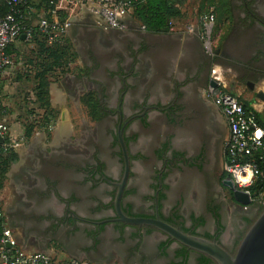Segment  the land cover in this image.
Returning a JSON list of instances; mask_svg holds the SVG:
<instances>
[{"label": "trees", "instance_id": "obj_1", "mask_svg": "<svg viewBox=\"0 0 264 264\" xmlns=\"http://www.w3.org/2000/svg\"><path fill=\"white\" fill-rule=\"evenodd\" d=\"M56 1L58 0H23L22 3L17 4V8L27 16L23 19V25L29 26L40 10L48 11L46 16L51 20L52 11L54 9L53 3ZM177 1L178 0H134L131 15L136 23H134L135 25L129 26V29L125 32L118 29H109L111 38L117 43L116 46L112 47L100 45L99 37L103 33L102 29L95 26L88 18L79 21L77 24H71V29H69V31L76 41V46L71 41H68L65 36L49 44L46 38L39 32L38 27L33 26L34 35L31 42L35 45L34 50L36 52V61L34 62L33 71L37 82L35 88L36 101L38 102V108L44 111L38 120H36L37 113L31 116V118L33 117L35 119L34 122L43 126L50 120V114H52L53 110L49 105V79L52 73H56V70L62 72L72 58H80L84 66L83 73L75 76L74 82L80 81L84 75L92 80L93 77L97 76L95 71L96 68L102 70V76L105 77L103 83H106V88H101L102 81L99 82L94 80L98 85L99 91L91 90L87 93L88 99L92 102L90 106L94 107V109L96 108L98 112L96 118H98L99 114H103V107L100 102L107 98L108 93H105V91L111 84L113 76L115 74L123 76L129 92L134 93L137 90V82L146 73L144 67V61L146 60L151 64L152 74L145 83V92L149 93L153 86L162 83L163 91L166 94L173 93L175 100L172 104L173 106L171 105L167 111H163L153 120H147L145 115L140 117L138 119V132L131 133L130 137L123 136L126 143H128L129 140H135L140 133L151 134L154 137V141H157L160 138V128L165 122H168V119L173 121L170 122L172 125L178 124L174 116L180 117L179 119L182 120H179L180 124L189 128L191 126L200 125L207 109L198 95V88L206 86L209 83L213 64L230 67L237 73V80L243 84L247 81L257 82L264 78V16L257 10V3L260 2L264 4V0H227V12L230 18V25L224 34L219 37V40L213 47L212 53L206 51L202 39L197 34H181L170 31L172 21L180 15ZM209 2H211V5L213 4V0ZM207 9L208 8H206V10ZM7 10L8 6L0 1V14H4ZM62 11V8H59L55 12L60 20H62L61 17H59L62 15ZM205 11L201 12L199 17ZM199 17L197 20L198 22ZM70 46L73 47L72 50ZM7 52L11 55L14 49L9 45ZM127 56L132 58L130 70L127 72L124 71L122 66H119L118 71L113 72L105 65V62L114 58H118L121 62ZM173 60L176 62L177 70L185 74V79L183 81H177L173 77L171 71ZM135 64L138 66L137 68H134ZM109 71L110 73H107ZM128 77H132L133 79V84L131 86H128L126 82ZM170 83L173 84V87L170 86ZM184 84H191L192 86V94L188 102H185V92L181 89V86ZM241 101L246 111L253 115L256 124L264 128L261 115L250 106V101L242 99ZM1 108L0 106V110ZM30 112H32V110H30ZM52 116H54V114ZM167 124L170 125L169 122ZM31 127L32 126L26 128L27 136L32 132H29ZM209 138L210 134L207 135V145L192 156L191 159L194 161L195 165L201 158L205 157L209 146ZM88 143L94 144L91 138H89ZM151 148V151L147 152L148 154L145 152L138 153L135 158H139L141 162L145 164L150 163V165L153 166L155 161L162 157L163 149L153 144ZM15 157L16 153L12 148H5L4 145L0 144V175L4 174L9 162ZM38 157L41 166L39 170L36 171V174L46 179L49 183L55 185L57 182L61 181L69 183L71 186H76L80 183L76 180L65 178V173L69 169L74 170V167L79 164L78 161L70 159L63 153H51L48 156L39 153ZM254 158L262 172V175L248 188L254 196L252 204L255 209L252 215H240L239 218H241L243 226L236 231L230 245L223 244L219 238L225 227L221 220V210L224 206V202L219 197H214L213 192H208L200 215H195L189 208L188 214L185 216L182 211L184 197H180L179 194H176L175 197H166L165 188L159 189L156 197H141L143 201L150 200L152 202L151 207L154 208V214L152 215L134 211V203L126 200V197H122L121 199V209L125 215L132 217L158 216L161 220L179 228L185 233L216 241L231 255H235L246 232L264 211V147L255 151ZM180 170L182 171V169ZM90 171L94 173L95 169ZM226 175L227 174L223 172L221 178H224ZM127 193L128 191L125 190L124 195ZM229 194L231 195L230 192ZM27 196L28 199L40 200L39 197H34L32 190H27ZM70 198L78 200L81 197ZM111 198L113 199V197ZM166 204H169V209L167 211L164 210ZM100 206L113 208V202L111 200L107 204H100ZM5 216L11 225L15 223H23L24 225L29 224L26 228L27 232H35L37 236L43 235L50 237L52 240H56L57 243L63 247L64 251L70 253L71 250L64 245L62 240H64L66 235L70 231H73L75 227L65 230L59 235L58 232L55 231V226H58V224L52 222L50 226L52 232L48 233L49 231L46 230L44 234L36 222L37 219H41L43 216L32 210L26 211L21 207H15L7 211ZM208 220H213L216 226L213 233L209 229L203 228ZM3 221L4 217L1 216L0 236ZM186 221H189V225L186 224ZM114 225L116 229H119L120 240H124L126 237H131L133 240L136 236L140 238L139 241L132 246L135 249L138 248L144 236L142 233L138 234V231L126 232L124 230L125 226L137 228V230L138 228H142L145 234L156 229L150 225H129L123 222H116ZM104 228L105 224L101 223L97 225L96 231L89 230L88 235L93 237L94 243L91 246H83L81 248V250L87 252L88 258L91 261H94L96 258L94 255L90 254L89 250L95 249L96 254L98 253L101 255L98 250L101 239L98 236L100 232L102 233L105 231ZM173 241L174 240L168 236L166 240H162L159 244L160 254L169 259L168 264H190L189 255L191 254L195 255V264H218L207 254L189 248L179 242H176L177 247L173 250V256H170L168 246Z\"/></svg>", "mask_w": 264, "mask_h": 264}, {"label": "flooded vegetation", "instance_id": "obj_2", "mask_svg": "<svg viewBox=\"0 0 264 264\" xmlns=\"http://www.w3.org/2000/svg\"><path fill=\"white\" fill-rule=\"evenodd\" d=\"M99 38V42L104 39V33ZM116 44V42H112V46H116ZM100 45L102 44L100 43ZM131 63L132 58L127 56L121 62L118 58H114L105 62V65L113 72L118 71L119 66H122L124 71L127 72L130 70ZM150 65L149 61H144L146 73L137 82V90L134 93L129 92L123 76L118 74L113 76L111 84L105 91L108 96L100 102L103 107V114H99L98 118L93 119V127L87 135L80 139L81 152H68L59 148V150L49 152L41 149L34 154L36 159L30 170L31 173H29V176L32 179L34 178V183L26 187L22 185L24 188V204H18L15 207H21L26 211L32 210L42 215L43 217L37 219L36 222L44 234L46 230L49 231L48 233L52 232V229H50L52 222L58 224V226H55V231L59 235L63 231L75 227L62 240L64 245L71 250L70 253L65 252L72 259L83 260L87 264H168L169 262V259L161 255L159 251V244L162 240L168 238L167 235L157 229L145 234L142 228L137 230V228L125 226L124 230L126 232L138 231V234L142 233L144 236L138 248L135 249L132 246L140 238L136 236L134 240L131 237L120 240L119 229H116L114 225L116 222H120L117 220L114 209V198L118 190V184L124 177L126 166L119 134H121L128 155V173L121 199L126 197V200L132 201L134 211L148 215L154 214V208L151 207L152 202L150 200L143 201L141 197H156L158 190L165 188L166 197H175L176 194L184 197L182 211L185 216H187L189 208L195 215H200L208 192H213L214 197H219L224 202L221 210V220L225 227L219 238L225 245L232 243L236 231L243 226V222L239 218L240 215L249 216L253 214L255 208L252 202L243 205L233 201L229 192V197L222 193L224 178H221L222 174L217 175L216 173L221 166L223 170L225 161L222 157L224 159L226 157V146H223L220 142L222 136H218L222 135L219 123L221 114L210 101L200 97L199 92L198 95L207 109L200 125L189 128L180 124V117L174 116L179 125H172L170 122L173 121L168 119L170 125L165 122L161 126L160 138L157 140L158 144L157 141H154L153 135L143 133H140L135 140H129L128 143L124 141L123 136L130 137L131 133L138 132V119L140 117L145 115L147 120H153L163 111H167L175 102L172 92L168 94L170 96L167 101L161 100L162 96L160 94H166L163 91L162 83L153 86L149 93L145 92V83L152 74ZM137 67L135 64L134 68ZM95 71L97 76L93 77L92 80L84 75L80 81H73V85H82L86 89L99 91L98 85L94 82L95 80L102 81L101 88H106V83H103L105 77L102 76V70L96 68ZM110 71L107 73H110ZM126 82L128 86H131L133 84L132 77H128ZM181 89L185 92V102H188L192 94L191 84H184ZM208 134H210L208 150L205 157L201 158L195 165L191 158L197 151L207 145ZM89 138L92 139L94 144L88 143ZM152 144L163 149L162 157L155 161L153 166L150 163L141 162L139 158H135L138 153L150 152ZM39 153L45 156L51 153H63L70 159L78 161V166H75L74 170L69 169L65 173V178L80 183L71 186L69 183L59 181L54 185L37 175L36 171L41 166ZM93 169H95L94 173L90 171ZM27 190H32L34 197H39L40 200L28 199ZM125 190L128 193L124 195ZM70 197L81 198L73 200ZM111 200L113 208L100 206V204H107ZM27 203L30 205L28 206ZM56 204L59 209L56 208ZM168 209L169 204H166L164 210L167 211ZM101 223L105 224V231L100 232L98 236L101 239L98 245L101 255L98 253L97 255L95 249L89 250L90 254L96 258L91 261L87 252L81 250V248L91 246L94 243V239L88 235V231H96L97 225ZM17 224L24 226L25 238L32 235L41 240L40 242L33 241L34 244L40 247V250H48L47 242L57 243L56 240H52L50 237L37 236L35 232H27L26 228L29 224ZM186 224L189 225V221H186ZM203 228L209 229L213 233L216 226L213 220H208ZM28 239L29 237L26 238V240ZM57 245L63 250V247L58 243ZM176 247L177 243L175 241L169 244L170 256H173V250ZM189 262L195 264L194 254L189 255Z\"/></svg>", "mask_w": 264, "mask_h": 264}, {"label": "built area", "instance_id": "obj_3", "mask_svg": "<svg viewBox=\"0 0 264 264\" xmlns=\"http://www.w3.org/2000/svg\"><path fill=\"white\" fill-rule=\"evenodd\" d=\"M8 6L4 14H0V82L12 64V55L7 52L9 45L24 35L25 41L31 42L34 35L33 26L46 38L47 43L62 38L70 29L72 18L60 20L55 12L61 8L58 0L54 4L52 19L46 16L48 11L40 10L29 26L23 25L25 16L17 4L23 0H0ZM69 3L86 5L87 0H65ZM134 0H93L88 11L94 17L97 26L104 30L128 29L126 19L132 13ZM32 9V8H31ZM33 11V10H32ZM216 14L213 6L199 17L198 26L188 25V33L197 34L203 41L207 52L212 53L214 42L212 37L215 27ZM215 81V77L213 78ZM216 82V81H215ZM203 95L222 114L228 126V140L226 142V159L223 171L230 177L238 189L250 195L249 186L262 175L255 162V151L264 147V128L257 125L253 115L247 112L241 99L228 91L224 85L210 84L204 89ZM2 105L0 96V106ZM0 135L4 141L0 144L5 148L12 145L15 137L7 124L0 119ZM261 158V157H260ZM264 159V158H263ZM254 197V196H253ZM0 264H87L81 260L61 261L51 253L43 250L29 251L17 247L14 233L9 226H2L0 236Z\"/></svg>", "mask_w": 264, "mask_h": 264}, {"label": "rangeland", "instance_id": "obj_4", "mask_svg": "<svg viewBox=\"0 0 264 264\" xmlns=\"http://www.w3.org/2000/svg\"><path fill=\"white\" fill-rule=\"evenodd\" d=\"M210 0H178L177 4L179 5L180 9V15H178L179 19H184L187 21L190 20H198L199 14L206 10L209 6H213L215 8L216 12V22L215 27L213 29L212 37L213 40H215L214 45H216V41L219 40V36L224 34V32L227 30V28L230 25V18L227 12V0H213V4L211 5ZM68 1H61V19L71 18V16H74L76 11L74 13H70L67 9L68 7ZM176 4V5H177ZM184 8V12L182 9ZM257 10L260 14L264 16V4L258 2L257 3ZM73 11V10H72ZM71 11V12H72ZM89 17L95 26V20L92 14L88 13ZM175 18V19H177ZM80 19L78 17H73L71 24H77ZM133 23H136L135 20L132 21ZM99 27V26H97ZM101 28V27H100ZM71 29V26H70ZM102 29V28H101ZM126 31V30H125ZM102 32L104 33V39H101L100 43L102 46H112L111 36L109 29L104 30L102 29ZM68 41H71L76 46V41L74 37L71 35L70 31L66 35ZM63 36V37H64ZM109 36V37H108ZM70 42V44H71ZM73 45V46H74ZM72 46V45H71ZM70 46V47H71ZM73 47H71V50ZM84 71V66L80 60V58H72L67 65L64 67V70L62 72H59V70H56V73H52L50 80H60L64 83H73L74 77L77 75H81ZM79 85H77L78 87ZM83 89L81 92H78L76 89L75 91L71 92L69 96L66 99V103L62 107H51L52 108V114H50L51 118L46 123V125L40 126L39 123L34 122L35 119L32 117L30 121L25 122V128L24 133L20 136H14L15 139L12 142L11 147L13 151L16 153V157L9 162L7 169L5 170L3 175H0V217H4L3 225L9 226L12 228V231L14 233V236L17 241V247L21 249H29V250H40L37 245L33 243V240L31 237H29L28 240H26L24 236V226L21 224H13L10 225L7 217L5 216L6 212L10 209L14 208L18 204H24L23 202V186H29L32 185L33 179L29 176V173H31V169L33 167V162L35 161L34 154L38 150H43L45 152L53 151V150H59V148L70 151V152H81L82 146L80 145V139L84 137V135H87V133L91 130L93 127L94 121L93 119L97 116L96 108L91 107L90 104L92 102L88 99L87 93L91 91V89H86L84 86H82ZM61 109V111H60ZM44 113L43 109H41ZM39 111V109L32 110L31 115L35 114ZM54 114V116H52ZM38 115V117H37ZM36 115V120L40 117L41 114ZM64 119H67V121L64 122V124H61V121ZM42 121V120H39ZM62 125V126H61ZM29 126H32L29 132H33L34 128H36L38 131L42 132L40 135V138L38 144H34V140L32 142L31 133L27 136L26 128ZM60 129V130H59ZM63 129V130H62ZM33 134V133H32ZM63 134L65 136H63ZM66 137V138H65ZM38 138V137H37ZM65 138L64 141L61 139ZM222 139V137L220 138ZM222 145L224 146V141H222ZM35 146V147H34ZM20 150V156L17 152V150ZM21 149L23 151H21ZM24 158L23 162L22 157ZM223 161H225L224 157H222ZM23 165V167H22ZM224 171L222 170V166L219 167V171H217L218 174H222ZM227 177V175L224 177V179ZM228 189L224 186L222 188V193L226 197H229ZM28 206L30 205L27 203ZM26 246L27 248H24ZM47 251H51V253L55 257H61L63 256L61 254V248L57 245V243L54 242H47ZM64 257V256H63Z\"/></svg>", "mask_w": 264, "mask_h": 264}, {"label": "crops", "instance_id": "obj_5", "mask_svg": "<svg viewBox=\"0 0 264 264\" xmlns=\"http://www.w3.org/2000/svg\"><path fill=\"white\" fill-rule=\"evenodd\" d=\"M92 1L93 0H87L86 5L79 4V3L77 5L76 4L73 5L72 3L68 2L69 4H68L67 9H69L68 11L70 13H74V11H76V13L74 14V17L76 16L78 17V19H80L79 21H82L89 17L88 13L90 12L88 11V6L90 5ZM182 11L184 12V8L182 9ZM132 21H133V18H132V15L130 14V16L126 19L128 29H129V26L134 24ZM188 25L198 26V21L197 20L187 21L184 19L181 20L179 18L174 19L172 21V26H171L170 31L174 33H181V34H192L186 31V28ZM10 47L14 49V52L11 53L12 64L8 68L4 78L0 82V96H1V101H2V105H1L2 108L0 110V119L3 120L7 124V126L9 127L10 131L12 132L14 136H20L24 133L25 122L29 121L31 119V116L33 115L29 113L30 110L39 109L37 114L42 115L41 108H38L37 106L38 102L36 101V90H35L37 82H36V79L34 77V72H33L34 62L36 61V52L34 50L35 45L32 42L25 41L23 38H20L17 41H15L13 44L10 45ZM171 71L173 73V77L177 81H183L185 79V74L177 70L175 60H173ZM236 76H237V73L230 67L219 65V64L212 65L210 79H213L215 77V81L217 83H221L222 85H224L228 91L237 95L242 100L250 101V106L257 113L261 115L263 122H264V100L257 96V93H260V92L264 94V78L258 80L257 82H254V87L249 88L246 85V83L245 84L240 83L237 80ZM172 85L173 84L170 83L171 87ZM207 85L198 88V92L200 94V97L202 98H205V96L203 95V92H204V89L207 87ZM76 89L78 90V92H81L83 87L82 85H79L77 87L76 85H73V83L66 84L60 80H50L49 79V82H48L49 105L51 107L64 106L69 94L75 91ZM160 96H162L161 97L162 101H167L170 95L168 94L162 95L161 93ZM65 121H67V119H64L63 121H61V124H64ZM219 123L222 129V135L220 134L218 136L219 137L222 136V139H220V142L222 143V141H224V144H225L224 146H226V142L228 140V126L222 114L219 117ZM41 134L42 132L38 131L36 128H34L33 132H31V138H32V142L34 140V144L35 143L37 144L38 141L41 142V140H39ZM63 136L65 135L63 134ZM65 138H62L61 140L64 141ZM40 142H38V144ZM21 151L23 150L21 149ZM17 152L20 156L21 153L19 149L17 150ZM23 160L24 158L22 159L21 162H23ZM56 208L59 209V206H57V204H56ZM28 237H31L33 241H37V242L41 241L40 239H37L35 236L33 237L32 235L31 236L28 235ZM24 248H27V247L24 246ZM25 250H29V249H25ZM29 251H38V250H29ZM60 252L64 257L63 256L55 257L51 253V251L49 253H51L55 258L63 262L71 261V260L76 261V259H72L64 250L61 249ZM83 262L86 263L85 261Z\"/></svg>", "mask_w": 264, "mask_h": 264}, {"label": "water", "instance_id": "obj_6", "mask_svg": "<svg viewBox=\"0 0 264 264\" xmlns=\"http://www.w3.org/2000/svg\"><path fill=\"white\" fill-rule=\"evenodd\" d=\"M24 35L21 36L23 38ZM218 52V50H217ZM209 84L215 86L216 82L210 79ZM246 85L249 88L254 87V82L247 81ZM257 96L264 100L263 93H257ZM4 141L0 135V143ZM119 141L125 158V174L122 181L118 184V190L114 198V209L117 215V220L129 225H150L158 231L172 238L175 242H179L189 248L201 251L212 257L218 264H264V211L250 226L245 236L243 237L235 255H231L223 246L216 241L209 240L200 236L192 235L181 231L179 228L170 225L161 220L159 217H144V216H127L120 207V199L123 191L124 183L128 173V155L125 144L119 134ZM223 185L231 193L232 200L240 204L246 205L253 201V195L238 189L230 177L223 180Z\"/></svg>", "mask_w": 264, "mask_h": 264}]
</instances>
